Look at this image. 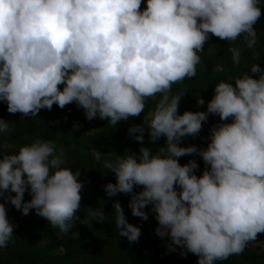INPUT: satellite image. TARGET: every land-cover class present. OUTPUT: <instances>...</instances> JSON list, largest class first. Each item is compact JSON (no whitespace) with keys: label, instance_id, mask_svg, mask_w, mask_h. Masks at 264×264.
<instances>
[{"label":"clouds","instance_id":"1","mask_svg":"<svg viewBox=\"0 0 264 264\" xmlns=\"http://www.w3.org/2000/svg\"><path fill=\"white\" fill-rule=\"evenodd\" d=\"M141 4L0 0V101L9 113L24 116L76 102L88 120L99 115L117 125L138 116L149 98L162 94L147 124L151 141L167 138L159 154L141 147L139 154L111 157L97 150L93 155L98 162L108 156L103 167L117 177L105 186L108 196L143 186L132 195V214L147 220L144 209L153 205L157 235L170 236L185 249L183 255H197L198 264H216L242 253L264 232V71L253 64L258 79L244 73L235 86L220 80L206 112L180 115L184 93H170L173 84L196 76L209 34L229 42L243 37L246 47L255 49L262 0H147L143 10ZM229 52L232 65H239L241 49L229 47ZM225 66L220 60L213 71L223 72ZM209 114L232 122L212 128L206 149L181 147L184 138L200 133ZM8 131L9 122L0 119V133ZM144 131V125H136L129 134L139 133L135 139L143 143ZM186 154H199L210 169L196 175L195 160L183 166L178 161ZM64 164L63 150L57 154L51 140L37 139L16 154L3 155L0 199L24 215L35 209L67 233L80 220L76 213L84 185L78 179L81 172ZM29 186L32 199L24 202ZM114 210L120 237L137 242L140 227L127 221L119 202ZM88 217L80 222H103L105 213L89 208ZM14 228L0 203V248L14 242Z\"/></svg>","mask_w":264,"mask_h":264},{"label":"trees","instance_id":"2","mask_svg":"<svg viewBox=\"0 0 264 264\" xmlns=\"http://www.w3.org/2000/svg\"><path fill=\"white\" fill-rule=\"evenodd\" d=\"M147 0H142L141 10L146 8ZM262 15L254 25L258 42L255 49H248L243 37L229 42L215 35L209 34V39L200 53L202 61L196 66V76L173 84L170 95L183 94L178 112L207 111V105L215 95V85L220 80L232 81L242 77L244 73L258 79L260 73H252L253 64H259L264 71V0L261 4ZM229 47H239L242 52L239 65H232ZM220 60L226 62L223 72L213 71L214 65ZM61 90L64 85L59 86ZM162 94H156L146 101V107L138 116L120 121L117 125L109 119L99 118L101 126L98 130L90 129V120L86 118L85 109L72 102L63 108L54 104L51 110L41 109L37 116H24L22 113H9L7 103L0 101V119L9 122V131L0 133V159L3 155L16 154L23 146L30 145L37 139L51 140L57 146V154L64 152V167L81 172L78 178L83 182L81 209L76 213L80 217L67 232L54 228L46 218L30 210L24 215L10 201L0 199L5 203L9 220L15 225L13 241L6 248H0V264H198L199 257L188 253L181 246L174 245L170 236L157 235L159 226L153 205L144 210L148 219L134 216L130 207L133 193H139L143 186H134L133 193H118L108 196L105 186L116 183V175L104 169L101 161H96L94 152L99 150L111 157L127 155L130 152L139 154L141 147L151 149L153 155L159 154L160 147L166 146V136L156 141L150 140V130L147 126L152 118ZM203 98L204 105L198 104ZM231 118L222 121L219 115L209 114L202 122L200 133L194 137L184 138L180 146H195L206 149L211 139V130L222 123H231ZM207 124L204 126V124ZM79 125V127H76ZM136 125H144L143 143L135 139L136 134H129V129ZM195 160L198 168L196 175L202 176L204 170L210 169L199 154H186L178 158L183 166ZM179 190V186H177ZM7 195V193H6ZM15 196V193H11ZM32 199L29 189L25 192L24 202ZM119 202L124 209L129 223L140 227L141 236L137 242H129L126 237H120L116 225L114 205ZM89 208H102L105 219L89 220L88 224L81 223L89 219ZM60 233V235L58 234ZM175 250H171L170 246ZM216 264H264V232L254 241H250L240 254L229 256L225 260H218Z\"/></svg>","mask_w":264,"mask_h":264},{"label":"rangeland","instance_id":"3","mask_svg":"<svg viewBox=\"0 0 264 264\" xmlns=\"http://www.w3.org/2000/svg\"><path fill=\"white\" fill-rule=\"evenodd\" d=\"M101 126L100 120L98 117H94L93 119L90 120V129L93 131L98 130ZM58 234L60 235V233L58 232ZM261 233H258L257 237L260 235Z\"/></svg>","mask_w":264,"mask_h":264}]
</instances>
